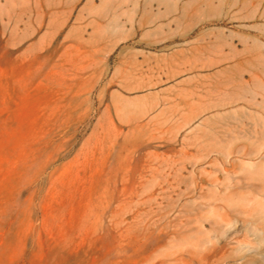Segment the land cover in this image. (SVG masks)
Listing matches in <instances>:
<instances>
[{
    "label": "rangeland",
    "instance_id": "obj_1",
    "mask_svg": "<svg viewBox=\"0 0 264 264\" xmlns=\"http://www.w3.org/2000/svg\"><path fill=\"white\" fill-rule=\"evenodd\" d=\"M0 264H264V0H0Z\"/></svg>",
    "mask_w": 264,
    "mask_h": 264
}]
</instances>
